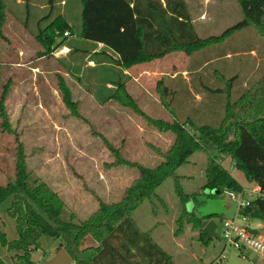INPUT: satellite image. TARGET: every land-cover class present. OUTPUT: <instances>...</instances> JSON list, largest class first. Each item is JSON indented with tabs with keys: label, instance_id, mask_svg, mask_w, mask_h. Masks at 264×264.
<instances>
[{
	"label": "rangeland",
	"instance_id": "1",
	"mask_svg": "<svg viewBox=\"0 0 264 264\" xmlns=\"http://www.w3.org/2000/svg\"><path fill=\"white\" fill-rule=\"evenodd\" d=\"M190 23L199 38L215 36L241 19L235 0H184ZM80 0H1L0 16V93L5 87L4 108L10 132L0 130V185L12 181L14 136L21 143L26 169L31 177L44 182L64 203V215L72 214L76 222L86 218L96 208L98 198L106 203L120 199L137 173L115 162L103 140L120 148L121 158L145 167H153L158 157L153 149L165 151L173 136L158 133L144 119L114 103L99 105L94 93L99 87L88 69L102 60L99 52L79 46L78 51L42 55L37 43L38 32L56 17H62L72 30L67 37L54 31L55 43L62 48L80 43ZM65 32L68 33V30ZM198 66V67H197ZM147 67V66H144ZM155 74L150 79L138 76L139 65L127 70L125 89L136 101L140 111L152 119L168 120V113L159 105L156 83L172 92L171 106L176 119H189L195 125L216 127L222 117L225 97L216 75L233 77L230 100L264 73V39L251 29L232 34L222 44L195 52L191 56L173 53L156 60L149 67ZM183 76L185 78H183ZM67 86L73 101L78 103L80 118L71 117L60 100L57 80ZM208 155L218 162L242 188L250 190L229 158L209 148ZM206 155L194 152L186 164L175 170L178 185L188 196L184 204L178 201L173 178L166 179L154 192L152 200L140 204L133 212L136 226L149 232L152 240L174 264H264V258L250 250L241 257L225 245L221 222L239 220L237 204L226 198L221 187L203 191ZM0 206V225L13 239L12 221L6 219ZM202 218L212 216L216 239L207 246L197 240L196 231L185 220L178 227L181 209ZM64 216V217H65ZM250 228L259 231L261 221L251 219ZM57 241L42 238L40 248L30 253L31 261L43 264L55 255ZM62 250V249H61ZM5 249L0 259L16 264ZM72 264V263H71Z\"/></svg>",
	"mask_w": 264,
	"mask_h": 264
},
{
	"label": "trees",
	"instance_id": "2",
	"mask_svg": "<svg viewBox=\"0 0 264 264\" xmlns=\"http://www.w3.org/2000/svg\"><path fill=\"white\" fill-rule=\"evenodd\" d=\"M241 19L215 36L199 38L190 23L184 0H80V44H101L110 52L100 51L103 61L88 71L96 77L99 89L94 99L99 105L114 103L140 116L158 133L173 136L165 151L153 149L158 162L153 167L128 162L121 158L120 148H114L103 140L117 164L136 171L135 179L123 190L120 199L106 203L95 198L96 208L86 218L76 222L72 214L64 215V203L58 194L44 182L31 177L26 169L21 143L14 136V162L12 181L0 185L1 210L12 221L13 239H9L0 225V248L15 260L16 264H35L30 253L40 248L42 238L57 241L56 251L61 250L70 264H174L152 240L149 232L136 226L133 212L145 201L152 200L155 190L168 178H173L174 193L180 202L188 199L178 185L175 170L187 163L196 151L206 155L203 172V191H217L224 187L239 191L242 187L214 158L209 148L227 156L233 167L248 183L258 185L264 191V73L238 97L230 100L233 77L216 75L223 88L212 92L224 95L222 117L216 127L195 125L189 119L179 122L171 106L172 92L162 83H156L159 105L168 113V120L152 119L143 114L136 101L125 89V71L138 65H146L173 53L191 56L195 52L222 44L232 34L243 29L253 30L264 39V0H235ZM1 0H0V16ZM72 30L62 17H56L44 30L38 32L37 43L42 55L51 54L61 46L55 36ZM69 53L79 47L69 46ZM198 67V66H197ZM0 93V130L10 132L4 108L5 87ZM60 100L74 118H80L78 103L72 100L66 84L58 79ZM240 215L264 220V197L249 207L239 210ZM65 216V217H64ZM212 216L196 217L183 208L176 223L183 220L196 231V240L207 246L208 239L203 226ZM0 264H5L0 259Z\"/></svg>",
	"mask_w": 264,
	"mask_h": 264
},
{
	"label": "built area",
	"instance_id": "3",
	"mask_svg": "<svg viewBox=\"0 0 264 264\" xmlns=\"http://www.w3.org/2000/svg\"><path fill=\"white\" fill-rule=\"evenodd\" d=\"M67 35L66 32L63 33L64 37H67ZM63 51H65V49L58 46L56 49L52 50L51 54H61ZM222 194L237 204V215L239 217V220H236L234 217L230 221L221 222V234L225 245L230 246L238 252L241 257H244L243 252L245 250H250L264 258V236L260 235L258 231L250 228L249 221L252 218L239 214V210L249 207L255 200L264 197V191H262L258 185L252 184L250 190L244 188H241L239 191L226 189ZM222 259L221 254L219 259L211 264H220Z\"/></svg>",
	"mask_w": 264,
	"mask_h": 264
},
{
	"label": "water",
	"instance_id": "4",
	"mask_svg": "<svg viewBox=\"0 0 264 264\" xmlns=\"http://www.w3.org/2000/svg\"><path fill=\"white\" fill-rule=\"evenodd\" d=\"M262 227L258 231L260 235L264 236V220L261 221ZM215 223L211 220H209L202 228V232L205 234V236L208 239H216V236L214 234L215 229ZM43 264H70V259L65 254L64 251L58 250L54 257Z\"/></svg>",
	"mask_w": 264,
	"mask_h": 264
},
{
	"label": "crops",
	"instance_id": "5",
	"mask_svg": "<svg viewBox=\"0 0 264 264\" xmlns=\"http://www.w3.org/2000/svg\"><path fill=\"white\" fill-rule=\"evenodd\" d=\"M85 45H79V46H83V49L84 48H88V50L90 49V48H92V44L91 43H88V42H83ZM77 44H80V43H76V45H74L73 47H76V46H78ZM69 46H72V45H69ZM68 46V47H69ZM96 47L97 48H103V50L101 49V51H104V52H107V53H109L110 51L109 50H107L106 48H104L101 44H96L95 45V48H92V49H95V50H93L91 53H97L98 51L96 50ZM65 51H66V53L68 52L69 53V48H65ZM154 62H156V61H153V62H151V63H149V64H146V65H139V68H140V72H139V75L138 76H144V77H148L149 79H150V77L152 78L153 76H154V70L153 71H150V69L148 68L151 64H153ZM94 66V65H93ZM92 66V67H93ZM144 66H147V67H144ZM124 74H127V72L125 71L124 72ZM183 78H185L184 76H183ZM241 186V185H240ZM242 187V186H241Z\"/></svg>",
	"mask_w": 264,
	"mask_h": 264
}]
</instances>
